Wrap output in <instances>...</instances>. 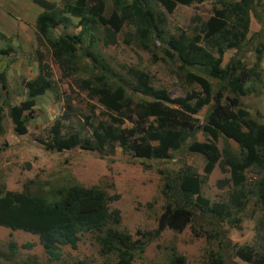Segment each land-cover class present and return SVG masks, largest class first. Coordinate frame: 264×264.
I'll return each instance as SVG.
<instances>
[{
	"label": "trees",
	"instance_id": "obj_1",
	"mask_svg": "<svg viewBox=\"0 0 264 264\" xmlns=\"http://www.w3.org/2000/svg\"><path fill=\"white\" fill-rule=\"evenodd\" d=\"M110 1L112 8L109 12L108 0H63V8L50 0H34L42 8L36 18L38 38L48 42L64 70L78 67L82 56L90 60L99 73L83 80L89 94L133 122V126L122 129L100 121L92 135L78 133L68 136L57 121L51 128L52 138L51 143H46L47 148L64 151L80 147L101 153L109 148L112 153L117 143L140 159H166L186 145L190 152L205 158L206 175L216 166L230 173V178L218 181L220 186L232 187L229 200L212 203L202 195L204 179L200 174L190 166H182L176 174L165 177L162 194L166 204L157 227L150 231L140 230L138 237L134 238L126 231L106 228L110 221L120 223L121 214L119 209L109 207L110 201L117 196L109 195L102 188L74 184L59 187L48 197L8 190L0 184V226L38 235L52 260L61 258L62 245L76 248L83 234L101 232L97 237L101 253L114 255L116 264H131L136 259H143L148 244L166 229L180 233L190 226L196 238L202 237L206 241L205 261L198 264H236L235 258L248 264H264V122L253 118L251 110L244 108L240 99L252 90L250 83L262 61L264 45L256 49V61L251 67L237 55L223 65L229 49L242 50L250 32L252 14L256 13L257 7L264 6V0H214L218 8L203 23L201 34L194 35L186 31L165 35L159 28L166 22L165 14L157 7L162 5L168 12H173L177 4L189 5L206 0ZM67 13L80 18L79 37L91 35L103 26L106 44L115 43L116 34L125 25L135 26L134 38L138 46L154 52L160 43L165 53L178 63L182 75L203 88L204 97L194 105L182 97L173 98L165 89L154 88L146 73L134 69L131 73L139 82L131 88L124 77L116 72L109 73L113 69L95 51L89 47L81 50L78 37L67 33L53 36L52 31L59 24L67 27L71 22ZM198 66V70H206V75L218 84V88L215 89L199 71H192ZM0 85L8 86L3 72H0ZM26 87L27 100L10 108V117L18 134L27 132L25 111L35 106L38 95L53 88L52 72L47 63L40 60L38 75L27 81ZM208 104L211 106L206 113L207 123L200 127L196 124L195 114ZM71 111L72 102L67 99L63 116L70 115ZM3 119L4 108L0 103V133ZM199 131L209 139L198 140ZM221 137L237 144V148L226 156L217 143ZM248 171L259 176L255 187L248 185ZM254 197H258L263 205L255 243L237 247L229 237L227 225L238 224L239 216ZM9 246L12 252H17L13 241ZM171 261L186 264L182 255H174Z\"/></svg>",
	"mask_w": 264,
	"mask_h": 264
},
{
	"label": "rangeland",
	"instance_id": "obj_2",
	"mask_svg": "<svg viewBox=\"0 0 264 264\" xmlns=\"http://www.w3.org/2000/svg\"><path fill=\"white\" fill-rule=\"evenodd\" d=\"M50 1L60 8L64 6L63 0ZM111 8L112 2L108 0L107 10L110 12ZM216 8L218 5L214 0L177 4L173 12L158 5L157 9L166 18L159 28L165 35H176L181 31L190 35L200 33L203 23L215 13ZM41 11L42 8L34 0H0V72L5 74L8 83L7 88L0 85V103L4 108L3 131L0 133V184H4L8 190L48 197L57 188L74 184L102 188L109 195L117 196L110 201L109 207L111 210L119 209L121 214L120 223L110 221L106 228L126 231L134 238L138 237L140 230L150 231L157 227L166 204L162 194L165 177L176 174L182 166H190L204 179L203 196L212 203L228 202L232 187L220 186L218 181L230 178V173L216 166L206 175L205 158L199 153L190 152L186 145L166 159H140L117 143L112 153L109 148L102 153L80 147L64 151L47 148L46 143H51V128L57 121H60L63 133L68 136L78 133L92 135L100 121L122 129L132 127L133 122L108 109L98 97L89 94L83 80L99 73L90 60L82 56L78 60V67L66 70L59 65L48 42L38 38L36 18ZM66 15L71 22L67 27L59 24L53 29V36L67 33L78 37L81 50L89 47L95 51L113 69L109 73L113 75L116 72L124 77L131 88L139 82L138 77L131 73V69H134L146 73L154 88L165 89L173 98L182 97L194 105L204 97L203 88L182 75L178 63L165 53L160 43L154 52L138 46L134 38L135 26L125 25L116 34V42L106 44L103 26H99L91 35L79 37L80 18ZM261 45H264V6L257 7L256 13L252 14L250 32L242 50L229 49L224 55L223 65L237 55L248 67L253 66L256 49ZM40 60L47 63L52 72L53 88L38 95L35 106L25 111L27 132L18 134L10 117V108L27 100L26 82L38 75ZM198 69L199 66L192 71H199L213 83L215 89L218 88L204 68ZM257 69L250 83L252 90L240 99L243 107L251 110L253 118L264 122V52ZM137 97H140L139 93ZM67 99L72 102L73 111L63 116ZM210 106L205 105L195 114L198 126L207 123L206 113ZM196 138L206 141L209 136L199 131ZM217 143L224 156L237 148L234 141L222 137ZM258 179L257 174L248 171L249 187H255ZM261 203L258 197H254L239 216L241 220L238 224L227 225L229 237L237 247L255 243L258 218L263 207ZM100 234H83L76 248L62 245L61 258L52 260L38 235L0 226V264H116L114 255L101 253L97 239ZM11 241L16 244L17 252H12L9 246ZM206 248L205 239L196 238L190 226L180 233L166 229L159 238L148 244L144 258L136 259L131 264H173L171 259L174 255L185 256L186 264H198L205 261ZM234 260L236 264H248L240 258Z\"/></svg>",
	"mask_w": 264,
	"mask_h": 264
}]
</instances>
